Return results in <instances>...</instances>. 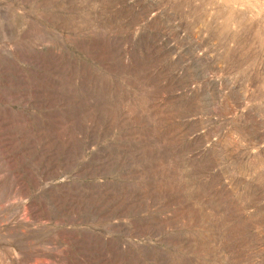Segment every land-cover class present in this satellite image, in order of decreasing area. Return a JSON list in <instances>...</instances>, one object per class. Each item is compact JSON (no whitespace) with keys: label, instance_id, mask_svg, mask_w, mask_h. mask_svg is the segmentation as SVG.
I'll return each instance as SVG.
<instances>
[{"label":"rangeland","instance_id":"rangeland-1","mask_svg":"<svg viewBox=\"0 0 264 264\" xmlns=\"http://www.w3.org/2000/svg\"><path fill=\"white\" fill-rule=\"evenodd\" d=\"M0 264H264V0H0Z\"/></svg>","mask_w":264,"mask_h":264}]
</instances>
